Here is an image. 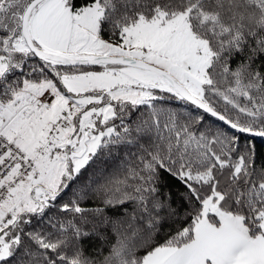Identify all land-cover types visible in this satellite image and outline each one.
<instances>
[{
	"label": "snow or ice",
	"instance_id": "6c2138e0",
	"mask_svg": "<svg viewBox=\"0 0 264 264\" xmlns=\"http://www.w3.org/2000/svg\"><path fill=\"white\" fill-rule=\"evenodd\" d=\"M264 0H0V264H264Z\"/></svg>",
	"mask_w": 264,
	"mask_h": 264
},
{
	"label": "trees",
	"instance_id": "16d2710c",
	"mask_svg": "<svg viewBox=\"0 0 264 264\" xmlns=\"http://www.w3.org/2000/svg\"><path fill=\"white\" fill-rule=\"evenodd\" d=\"M253 142L256 146V150L258 154L264 155V138L263 139L256 138Z\"/></svg>",
	"mask_w": 264,
	"mask_h": 264
},
{
	"label": "water",
	"instance_id": "95a60500",
	"mask_svg": "<svg viewBox=\"0 0 264 264\" xmlns=\"http://www.w3.org/2000/svg\"><path fill=\"white\" fill-rule=\"evenodd\" d=\"M259 139H263V138H259Z\"/></svg>",
	"mask_w": 264,
	"mask_h": 264
}]
</instances>
